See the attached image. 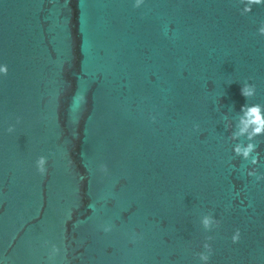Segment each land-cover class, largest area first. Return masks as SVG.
<instances>
[{
	"label": "water",
	"instance_id": "95a60500",
	"mask_svg": "<svg viewBox=\"0 0 264 264\" xmlns=\"http://www.w3.org/2000/svg\"><path fill=\"white\" fill-rule=\"evenodd\" d=\"M134 4L0 0V264H202L208 235L209 264H264V180L227 127L264 104V5Z\"/></svg>",
	"mask_w": 264,
	"mask_h": 264
},
{
	"label": "clouds",
	"instance_id": "9594fccd",
	"mask_svg": "<svg viewBox=\"0 0 264 264\" xmlns=\"http://www.w3.org/2000/svg\"><path fill=\"white\" fill-rule=\"evenodd\" d=\"M244 4V7L241 9L242 14L250 13L254 5H264V0H240ZM144 4V0H135L134 7H140ZM259 34L264 35V21L261 22V25L258 29ZM9 71L8 65H0V74L7 75ZM257 88L254 83H244L241 88V94L247 98H252L256 95ZM155 117H153V120ZM19 121V118H18ZM15 125H9L8 132L15 131ZM198 128L199 125H196ZM227 127L233 129L230 133V138L233 141H237L233 145V151L236 156L242 157L244 160L248 161L250 167L247 171V175L250 177H255L258 181L264 180V173H259L258 168L255 167L260 163V152L258 151L259 142L258 137H264V104L261 103H246L241 107L240 112L233 124L232 120H228ZM246 141V142H245ZM48 157L46 155H40L36 160L37 171L41 175H46L48 172ZM100 171L107 174L109 171L108 165L102 163L100 165ZM200 224L202 227L211 232L213 228H218L221 224V220L217 219L212 212H207L200 217ZM112 224H107L104 226L105 232H110L113 229ZM215 237L208 235L205 238L203 244L204 251L197 253L202 264H209L212 254H213V245L211 243ZM241 239V229L237 228L232 235L233 243H238ZM47 243V242H46ZM65 256L63 259H67V249L65 248ZM61 253V247L59 245L53 244L51 252L49 254L50 258L56 257Z\"/></svg>",
	"mask_w": 264,
	"mask_h": 264
}]
</instances>
